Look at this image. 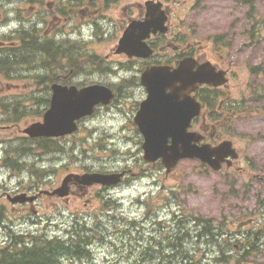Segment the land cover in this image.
Wrapping results in <instances>:
<instances>
[{
	"label": "flooded vegetation",
	"instance_id": "flooded-vegetation-1",
	"mask_svg": "<svg viewBox=\"0 0 264 264\" xmlns=\"http://www.w3.org/2000/svg\"><path fill=\"white\" fill-rule=\"evenodd\" d=\"M35 1V0H32ZM50 7L47 9L46 16L42 20H46V27L48 31L45 36H39L41 41H46V47L49 46L51 38H54L52 45L59 48L57 43L65 49V51L73 50L75 45L78 48H91L96 44H102V42L110 39L113 42L108 47L110 54L105 55V60H98L97 68L103 63L109 65L111 59L112 64L117 69L114 70H127L126 77L116 78L111 81L110 86L116 94L115 100H113L108 106L100 107V109H112L116 108L121 113V116L125 119L122 123L121 132L126 130L133 132L134 134H142L143 128L148 129L158 128L161 124V120L149 121L148 126H142L137 121V115L141 111L142 105L150 98L149 90L143 85L141 75L149 69L154 68H169L171 70L176 69L184 61H189L191 73L197 74L201 69L209 67L214 72V76L207 79L211 84H219L220 78H223L222 73H225L229 79L236 80L237 74L234 72V68L237 67L235 62L236 50L233 43L229 38L222 37L219 40L215 36H207L206 38H200L198 29H194L195 25L191 29L182 28L180 17H176V13H171L167 7V1L169 0H156L155 3L160 5L161 11L165 12L167 18L166 33L158 32L156 34L149 35V37L142 43L143 49L130 48L129 52H119L118 43L127 30L129 25L133 22L144 21L147 13L149 0H145L141 4L134 5L132 0H47ZM39 17H35L31 20L37 21ZM26 29L28 25H25ZM30 33L33 57L36 56V51H43V48L38 41V34L35 30L30 28V31L26 30L24 33ZM100 34L97 36L96 34ZM72 43L73 46L69 44ZM106 43V42H105ZM104 43V44H105ZM135 54H141V57ZM39 56V55H38ZM48 56H51L48 54ZM69 61V59H68ZM36 61H33L35 63ZM77 64L80 65L81 61L78 60ZM67 79L65 80L66 83ZM228 86H211L206 83L202 85L196 84L188 91L190 100L185 104V112L188 119L184 121H177L178 124H186V131L188 133H199L202 135L201 143H207L211 146H217L224 141H231L235 152L229 153L224 159L223 168L220 173V178L223 180L220 184L221 187H235L233 191L234 197L245 198V183L240 185L237 190L236 179L243 177L247 174L248 170L252 171L256 166L255 161L259 158H264V152H259L257 158H253L249 153V147L256 142L264 144V129L258 128L257 132L253 133V136L242 135L240 136L239 129L229 128L233 122H235L243 110L239 105L232 104L230 99V91L226 88ZM197 109V103L203 104L202 114L199 117H193L189 119V114L194 108ZM156 104H152V111H156ZM160 132V130H155ZM142 138V137H141ZM242 140V141H241ZM143 140L141 139V144ZM140 144V139H137V145ZM159 163L158 165H160ZM245 166L242 167V165ZM247 164V165H246ZM148 165V164H146ZM144 170L143 168L141 169ZM140 173L135 169H129V173L121 178V183H130V178L139 177ZM159 179L160 175H155ZM168 176H163L165 181ZM264 181V177H262ZM158 182V180H157ZM78 189L72 192L80 197L85 198V209L87 210L92 204V197H89L92 192L93 195H109L112 188L103 186H83L75 184ZM165 189V184L162 187ZM243 190L240 192L239 190ZM156 190L155 185H151L147 181L145 186V197L149 198L150 194H154ZM180 186H173L171 192L173 197L180 193ZM237 194V195H236ZM89 197V198H88ZM260 196H255L257 202ZM245 210V208H242ZM264 211V208H257ZM146 219H150L147 215ZM175 222L172 221V225ZM71 226V223L68 227ZM165 228L163 225L156 223L152 224L153 233L144 234V242L142 248V263L143 264H164L166 261L175 262L180 261L182 256V248L177 247L171 249L168 242H162L166 238ZM96 229L91 224H85L83 227L81 224L74 226V228L67 229L66 242H96L98 237L94 234ZM245 230H240L239 233L244 235ZM246 233V232H245ZM264 234V229L259 230L254 234V239L258 240L261 235ZM158 238V241L156 239ZM246 239V238H245ZM252 240L247 239L245 242ZM171 243V242H170ZM176 243V242H175ZM180 244V242H177ZM193 254L192 261H194L197 255L196 250H190ZM169 258V259H168ZM168 259V260H167ZM212 259V258H211ZM209 264H225L220 262H214L213 259L208 262ZM239 260H235L234 264H239ZM194 263V262H193Z\"/></svg>",
	"mask_w": 264,
	"mask_h": 264
},
{
	"label": "rangeland",
	"instance_id": "rangeland-1",
	"mask_svg": "<svg viewBox=\"0 0 264 264\" xmlns=\"http://www.w3.org/2000/svg\"><path fill=\"white\" fill-rule=\"evenodd\" d=\"M145 0H132L133 4H141ZM29 2L27 0H21V4L17 6V8H23L25 10ZM1 6V5H0ZM180 9L181 18L183 20V24L186 27L192 28L194 25V29H198L202 31L199 33V37L206 38L207 36H215L219 38L223 34H227L229 36L230 42L233 43V46L236 50L235 62L237 67L235 68V72L239 73L244 71V67L247 69L248 64L257 65L260 63H264V1L262 0H248L245 3V0H189L181 4V6L175 7ZM48 9V6L45 8ZM173 9V8H172ZM252 9V10H251ZM251 10V11H250ZM13 5L7 4L5 7H0V20L2 17V13L12 12ZM28 12H32V9H28ZM249 13H252L253 16L257 17L261 20V26L263 28V33L260 37L259 44L255 46H249V39L246 38L244 31L250 27L248 22H246V18ZM48 16H46L47 18ZM6 24V23H5ZM4 24V25H5ZM15 24V23H14ZM9 24H7V31L4 34L2 33L0 36V41L2 40H13L11 38V32L15 31L14 27L9 29ZM104 41L101 45L95 46V51L97 54L107 55L109 53L108 47L113 42ZM106 42V43H105ZM105 43V44H104ZM248 45L244 48L245 45ZM75 50H73L74 52ZM5 50H0V54L4 53ZM11 53V52H10ZM6 54H9L6 52ZM5 54V55H6ZM35 64L41 62L39 59L35 60ZM259 66V65H258ZM18 68H14L12 74H9L8 78L1 77L0 78V93L5 92L3 87H7V93H10L11 100L19 99V94L26 95L21 96L27 99L29 98L28 95H31L32 90H34V86L31 85V82L27 80V70H24L20 73V75H14ZM121 77L126 76V73L119 72ZM115 78L111 72L108 71H94V70H87L83 71L82 75L80 76L81 80H86L87 82H110L111 79ZM12 81H11V80ZM261 84L264 85V77L261 78ZM14 85V87L9 88L10 86ZM236 86H233L235 89ZM9 96V97H10ZM41 101L40 99H35L32 101L22 102L19 106L16 102L11 103L9 105V109L13 110L15 114L14 117L3 118L0 119V144L2 148L0 150L8 149L6 154L11 155L13 154V150L18 147L17 143L14 142L16 139H20L21 137L25 136V130L29 127L32 123L40 121L41 114V106L38 103ZM251 109L261 110L264 112V99L257 104H251L249 106ZM45 108H43V111ZM40 118V119H39ZM121 117H112L111 115L105 116L103 118H99L96 120L95 124L99 127V133L95 136L97 143L102 140V143L106 146L104 147V151L96 150V151H88L83 149H70V145L64 150L62 154H51L52 156L43 155L44 153L38 155L37 150H32V154L35 157L33 162H38L39 159L43 158L49 163H45L46 167L49 168L51 174L54 173V176L41 186V188H37L35 180L33 179L32 175L29 176H12L7 169H4L0 172V185L6 187L9 191L13 190H29L30 192L33 191H50L56 185H61V181L68 173H81L82 169L84 168H91L94 166L96 169L101 170H109L113 168H120L125 165L124 158L119 156H113V152L120 150L121 154H125L130 148H133L129 143H123L126 137H138L134 134H117V130L114 131L115 128L120 127L121 123H123ZM233 128L239 129L240 136L247 135L253 136V133L257 132L258 128L264 129V116L262 115H251L246 118L240 119L233 124ZM79 137V134L77 135ZM112 137L115 138L112 140ZM242 141V140H241ZM92 144V141H91ZM137 152V150H133ZM259 152H264V144L260 142H256L249 147V153L253 158H257ZM3 155V154H2ZM41 157V158H40ZM99 158V159H98ZM256 166L252 171L247 172V174L242 178L238 177L236 179V184L238 188L240 185L245 183V186H253L252 193H259L264 195V186L262 187L261 184L264 183L262 177H264V158H259L255 161ZM247 165V164H246ZM243 167V166H242ZM198 168L203 170L197 161H190L185 160L183 161L176 170V178H180L182 184L187 186H192L194 192L189 194H182L181 200L185 199L187 202L185 203V207L183 208V212L186 210H195L196 214L199 217L205 219H216L221 220L224 218V213L229 215L230 208L219 202V197L217 202H212V198L214 197V190H212L211 182L213 184L217 182L211 173H199L197 172ZM259 185L261 186L259 188ZM213 186V185H212ZM139 191H143V187L141 183L138 184ZM223 188V187H222ZM228 190L223 188L219 196L225 198L229 203H231L230 196L223 193ZM23 192V191H22ZM119 197L122 198V210L119 212L112 214L114 216L123 217L128 220V222L134 221L137 217H142V212L139 210L141 209L140 206H134L133 204H129L136 200V197H133L130 193L123 191L122 194H119ZM118 197V198H119ZM180 197V196H179ZM83 201L74 198L71 199L70 204L68 205L66 211L64 210L63 215H59L55 212L53 206L48 202L47 198L40 204L41 208L38 209L41 214L38 217H34L38 222H25L21 219L23 214L15 215L12 220L14 224H11L14 227V231L24 232V231H32L36 233H57L58 235L63 234V216H68L69 211H72L73 208H81ZM95 203L91 205L93 208ZM49 206V207H48ZM220 208H224V213L221 211ZM65 209V208H64ZM90 213V212H89ZM51 220H53V224H51ZM138 219V218H137ZM124 232V231H123ZM139 234V233H137ZM136 235V234H135ZM5 239V235H2L0 231V240ZM103 251L109 254L111 260L115 263L109 264H119V262L123 258H127L126 248H124V244L122 242H114L113 244L107 242L103 245ZM105 254L103 253L102 256L99 258L98 263L104 264ZM261 260V258H260ZM127 264V263H121ZM132 264H134L132 262ZM261 264H264V259H262Z\"/></svg>",
	"mask_w": 264,
	"mask_h": 264
},
{
	"label": "water",
	"instance_id": "water-1",
	"mask_svg": "<svg viewBox=\"0 0 264 264\" xmlns=\"http://www.w3.org/2000/svg\"><path fill=\"white\" fill-rule=\"evenodd\" d=\"M160 79L163 80V83H161V88L163 89V99L167 101L168 95L164 90L169 86V80H171V77L167 74H163ZM110 98L111 92L99 86L90 87L82 91L55 87L54 97L52 100V108L46 113L44 117L45 124H36L32 126L27 131V133L34 137H51L72 133L77 128L75 124L76 120L80 119L81 117L90 115L92 113V108L94 107V105L100 102H107ZM169 137L173 138L172 149H168L166 147V143ZM183 137L184 135L180 134L179 132L175 134L162 133L159 135H147V143H149V145H151V142L155 141H159V144H164L161 149L149 148L147 150L149 153L148 155H150L151 150H153L154 152H156V154L163 155L165 158L170 159L173 165H175L176 161L180 157H184L181 156L179 147H181L186 152V155H190L188 152L192 151V148L189 144L182 145ZM183 141L188 142V139L184 138ZM170 168L171 167H169V169ZM15 200L25 202V199L22 197H17Z\"/></svg>",
	"mask_w": 264,
	"mask_h": 264
},
{
	"label": "trees",
	"instance_id": "trees-1",
	"mask_svg": "<svg viewBox=\"0 0 264 264\" xmlns=\"http://www.w3.org/2000/svg\"><path fill=\"white\" fill-rule=\"evenodd\" d=\"M3 102H1V104ZM33 142L34 141H28L27 146H25L26 144L22 142V145L14 150V154H16L15 157H19L23 160V157L31 156L33 145L30 143ZM37 143H39L38 145L40 147L49 144L47 141H37ZM5 165L10 166L13 169H20L24 164L17 159H7L5 161ZM6 213L7 211H5L2 206V208H0V224L6 222ZM26 239V236L11 235L10 242L0 244V264H58L60 260L69 257H73L74 259L79 257L82 261L85 260L86 262L94 261L93 255H91L89 251L86 252L85 250L88 246L90 249V243L92 242H83L82 247H79L78 249L79 254H75L69 252L67 242H24ZM168 244L173 250L178 246L182 247V256L180 260L184 261H182L181 264H186L185 261L190 260L189 254H183L184 250H186V248H183V242H180V244L177 242H168Z\"/></svg>",
	"mask_w": 264,
	"mask_h": 264
}]
</instances>
